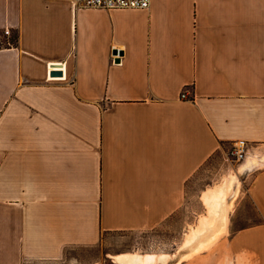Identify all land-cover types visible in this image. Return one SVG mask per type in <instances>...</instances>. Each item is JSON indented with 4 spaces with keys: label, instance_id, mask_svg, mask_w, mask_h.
Returning a JSON list of instances; mask_svg holds the SVG:
<instances>
[{
    "label": "crops",
    "instance_id": "crops-1",
    "mask_svg": "<svg viewBox=\"0 0 264 264\" xmlns=\"http://www.w3.org/2000/svg\"><path fill=\"white\" fill-rule=\"evenodd\" d=\"M4 28L18 38L0 47V264L76 247L100 260L68 264H264V0H0ZM239 140L256 221L231 228L234 183L200 192L189 229V179ZM163 225L169 249H103L109 233Z\"/></svg>",
    "mask_w": 264,
    "mask_h": 264
},
{
    "label": "rangeland",
    "instance_id": "rangeland-1",
    "mask_svg": "<svg viewBox=\"0 0 264 264\" xmlns=\"http://www.w3.org/2000/svg\"><path fill=\"white\" fill-rule=\"evenodd\" d=\"M15 34L11 31L9 36L0 34V44H5L9 38ZM243 160L234 158L229 153V148L224 151L214 153L198 170L188 182V200L181 213V222L187 221L189 229L195 223L198 213L202 212V205L198 199L200 192L211 186L230 187L236 183L237 189L234 193L233 200H236L231 217V228L235 229L242 225L252 224L256 221L257 215L249 198L244 194V186L249 177L244 182ZM244 183H243V182ZM228 187V186H227ZM231 190V189H230ZM224 199V198H223ZM233 205V204H232ZM177 227H179L180 215H177ZM163 225L158 230L147 232H113L103 236V249L109 254L124 251H155L169 249L173 238L170 233L165 231ZM221 260L228 259V253L225 247V241L220 245ZM101 254L98 247H76L66 252V256L57 261H34L25 264H68L90 262L95 259L100 260ZM103 264H111L108 259Z\"/></svg>",
    "mask_w": 264,
    "mask_h": 264
},
{
    "label": "built area",
    "instance_id": "built-area-1",
    "mask_svg": "<svg viewBox=\"0 0 264 264\" xmlns=\"http://www.w3.org/2000/svg\"><path fill=\"white\" fill-rule=\"evenodd\" d=\"M73 3L85 6L104 9H145L149 6L150 0H71ZM11 30L4 28L1 35L9 36ZM50 69H60L56 65L49 67ZM181 98L186 97V92L183 90L180 94ZM245 141L239 140L234 142L230 148L229 153L237 159H242L245 152Z\"/></svg>",
    "mask_w": 264,
    "mask_h": 264
},
{
    "label": "bare ground",
    "instance_id": "bare-ground-1",
    "mask_svg": "<svg viewBox=\"0 0 264 264\" xmlns=\"http://www.w3.org/2000/svg\"><path fill=\"white\" fill-rule=\"evenodd\" d=\"M225 193V192H224ZM224 197H223V195L222 194H220V192H218V193H214L213 195L211 194V196H210V206H211V208L214 210V211H222L223 210V203H224V199H223ZM208 200V201H209ZM225 215V214H224ZM202 231V230H201ZM197 235V234H196ZM206 235V234H205ZM212 235V234H211ZM211 235H210V237H211ZM201 236V235H200ZM207 236H209V235H207ZM213 237V236H212ZM215 237V236H214ZM193 238H196V237H193ZM193 238L191 239L192 241H193ZM199 239H200V237H198ZM205 238V237H204ZM207 238V237H206ZM202 239H203V236H202V238L200 239L201 241H197V242H199V244H198V246H197V248L199 247H201L204 243H207L210 239H212V238H208V239H203V241H202ZM213 240H214V238H213ZM190 242V241H189ZM189 244V243H188ZM209 244V243H208ZM211 244V243H210ZM189 246H191V244H189ZM194 246H195V244H194ZM193 246V247H194ZM189 248H191V247H189ZM206 248V247H205ZM193 249V248H192ZM191 250V249H190ZM139 254H133L132 256H130L129 257V259L127 260V259H125L127 262H128V264H133V263H135L137 260L139 261V259H138V256ZM150 255V254H149ZM149 255H147V256H145V259L146 258H148L149 257ZM148 260V262H149V258L147 259ZM126 261H123V263L124 262H126ZM145 261V260H144ZM150 261H151V259H150ZM139 263V262H138ZM144 264H145V262H144Z\"/></svg>",
    "mask_w": 264,
    "mask_h": 264
},
{
    "label": "trees",
    "instance_id": "trees-1",
    "mask_svg": "<svg viewBox=\"0 0 264 264\" xmlns=\"http://www.w3.org/2000/svg\"><path fill=\"white\" fill-rule=\"evenodd\" d=\"M17 32L15 31V34L9 38V40L5 43V44H0V47L1 46H7V45H16L17 44Z\"/></svg>",
    "mask_w": 264,
    "mask_h": 264
},
{
    "label": "water",
    "instance_id": "water-1",
    "mask_svg": "<svg viewBox=\"0 0 264 264\" xmlns=\"http://www.w3.org/2000/svg\"><path fill=\"white\" fill-rule=\"evenodd\" d=\"M49 75L50 76H61L62 75V71L59 69H52L49 71Z\"/></svg>",
    "mask_w": 264,
    "mask_h": 264
}]
</instances>
